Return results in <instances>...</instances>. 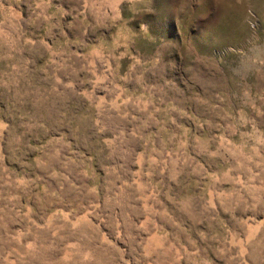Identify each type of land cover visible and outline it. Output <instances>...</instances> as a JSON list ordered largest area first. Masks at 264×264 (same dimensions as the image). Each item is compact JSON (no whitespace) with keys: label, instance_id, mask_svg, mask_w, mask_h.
<instances>
[{"label":"rangeland","instance_id":"374dc122","mask_svg":"<svg viewBox=\"0 0 264 264\" xmlns=\"http://www.w3.org/2000/svg\"><path fill=\"white\" fill-rule=\"evenodd\" d=\"M0 264H264V0H0Z\"/></svg>","mask_w":264,"mask_h":264}]
</instances>
